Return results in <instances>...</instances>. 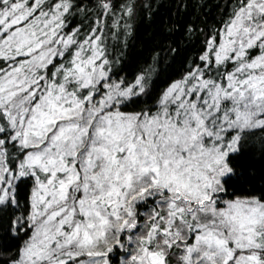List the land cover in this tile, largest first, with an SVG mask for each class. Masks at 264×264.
Wrapping results in <instances>:
<instances>
[{
	"label": "snow or ice",
	"instance_id": "1",
	"mask_svg": "<svg viewBox=\"0 0 264 264\" xmlns=\"http://www.w3.org/2000/svg\"><path fill=\"white\" fill-rule=\"evenodd\" d=\"M0 264H264V0H0Z\"/></svg>",
	"mask_w": 264,
	"mask_h": 264
}]
</instances>
